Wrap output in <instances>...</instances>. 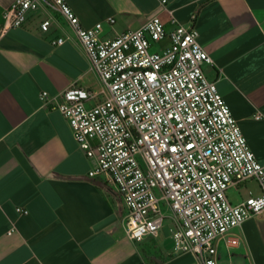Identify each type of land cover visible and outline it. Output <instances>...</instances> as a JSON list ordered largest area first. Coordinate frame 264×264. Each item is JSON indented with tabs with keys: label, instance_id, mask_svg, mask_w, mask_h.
<instances>
[{
	"label": "crops",
	"instance_id": "0c3cea01",
	"mask_svg": "<svg viewBox=\"0 0 264 264\" xmlns=\"http://www.w3.org/2000/svg\"><path fill=\"white\" fill-rule=\"evenodd\" d=\"M14 1L0 0V264H198L191 253H173L170 226L140 241L124 232L127 209L116 185L105 173L89 174L92 163L69 121L40 99L43 90L54 96L72 85L98 91L100 78L57 10L41 5L23 25L2 30ZM65 1L83 27L102 21L105 37L137 29L155 15L169 25V11L192 23L213 60L203 64L206 76L264 163V118L254 117L264 115V0ZM44 19L51 20L47 31ZM58 37L66 40L54 44ZM254 180L231 187V201L259 194ZM231 235L239 242H219V264H264V210Z\"/></svg>",
	"mask_w": 264,
	"mask_h": 264
},
{
	"label": "built area",
	"instance_id": "2783aa9c",
	"mask_svg": "<svg viewBox=\"0 0 264 264\" xmlns=\"http://www.w3.org/2000/svg\"><path fill=\"white\" fill-rule=\"evenodd\" d=\"M41 5L67 18L101 88L72 85L54 96L43 90L40 99L69 121L92 163L89 174L105 173L116 185L127 209L124 232L140 241L157 235L169 218L173 253L219 264V242L238 244L231 231L264 210V163L203 70L213 60L199 31L169 11V25L155 15L137 29L105 37L102 21L83 27L65 0H15L4 11L2 30L23 25ZM50 25L44 19L41 29ZM248 179L258 182L260 193L233 203L229 189Z\"/></svg>",
	"mask_w": 264,
	"mask_h": 264
},
{
	"label": "rangeland",
	"instance_id": "374dc122",
	"mask_svg": "<svg viewBox=\"0 0 264 264\" xmlns=\"http://www.w3.org/2000/svg\"><path fill=\"white\" fill-rule=\"evenodd\" d=\"M153 49H159V47L155 46V47H153ZM202 67H203V66H202ZM256 182H257V181L254 180L253 185H255ZM163 210H164V212L167 214V216H169V215L171 214V209L168 208L167 206H163ZM170 225H171V220H170L169 218H166V219H165V228L168 229V226H170ZM150 245H151L152 248H153L154 244L151 243ZM155 247H156V246H155ZM146 248H147V247H144V251H145L146 256L152 258L151 254H150V252H149L150 250H149V249H146Z\"/></svg>",
	"mask_w": 264,
	"mask_h": 264
},
{
	"label": "snow or ice",
	"instance_id": "6c2138e0",
	"mask_svg": "<svg viewBox=\"0 0 264 264\" xmlns=\"http://www.w3.org/2000/svg\"><path fill=\"white\" fill-rule=\"evenodd\" d=\"M189 147H191V145H189ZM173 151H175V149H173Z\"/></svg>",
	"mask_w": 264,
	"mask_h": 264
}]
</instances>
